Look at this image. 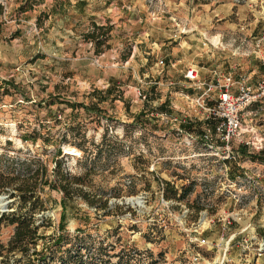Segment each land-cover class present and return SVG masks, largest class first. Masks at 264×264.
Listing matches in <instances>:
<instances>
[{"label":"rangeland","instance_id":"obj_1","mask_svg":"<svg viewBox=\"0 0 264 264\" xmlns=\"http://www.w3.org/2000/svg\"><path fill=\"white\" fill-rule=\"evenodd\" d=\"M94 24L113 25L99 53ZM190 68L257 90L264 0H0V153L52 169L61 147L63 169L83 178L69 196L39 191L37 251L0 264H264V150L252 144H264V96L242 112L233 159L194 157L205 148L188 140L224 132ZM35 130L54 137L21 139ZM165 181L192 190L168 199ZM5 195L0 213L17 205ZM14 229L2 226L5 243Z\"/></svg>","mask_w":264,"mask_h":264},{"label":"trees","instance_id":"obj_2","mask_svg":"<svg viewBox=\"0 0 264 264\" xmlns=\"http://www.w3.org/2000/svg\"><path fill=\"white\" fill-rule=\"evenodd\" d=\"M113 25H97L94 29L86 34V37L95 43L97 53L103 51L102 47L111 38ZM110 44H107L109 47ZM155 89V86H153ZM106 97H101L100 101H104ZM89 111H98L102 109L98 105H85ZM190 124H183V127H190ZM46 128V127H43ZM48 129V128H46ZM50 130L46 133L35 130L33 133L21 136L24 142L33 140L36 142L38 138H42L44 142L53 139ZM84 152L85 148L78 146ZM21 150H16L13 154L8 152L0 153V195L9 194V197L16 198L15 210L0 213V262L6 261L10 256L20 254L15 257L16 261H31V256L36 250L38 243V229L36 213L45 209V201L39 195V191L43 190L46 185L59 189L70 195L73 181H82V176H74L67 168L63 169L62 161L58 159L63 154L61 147L56 150L57 159L55 165L50 169L48 160H44L39 154H20ZM167 190L164 192L165 198L184 199L192 190V187L182 186L181 192L179 188L172 185L171 182H164ZM90 204H95L96 200L87 198ZM101 208L106 207V203L99 205ZM6 225H14V233L10 240L5 243L1 239V228ZM60 238L63 236L60 235ZM35 249V250H34Z\"/></svg>","mask_w":264,"mask_h":264},{"label":"built area","instance_id":"obj_3","mask_svg":"<svg viewBox=\"0 0 264 264\" xmlns=\"http://www.w3.org/2000/svg\"><path fill=\"white\" fill-rule=\"evenodd\" d=\"M159 63L163 64V60L161 59ZM185 77L194 81L197 87L201 89V94L196 99L198 106L208 114V119L214 118L221 121L218 128L222 127L224 132L223 138L220 140H214L206 132H204L201 141L188 140L189 144H200L205 148L204 152H196L194 157L206 156L219 162L233 159L234 155H231L230 152L234 153L235 141L232 137L242 129V112L253 101L264 96V80L259 84V88L255 90L245 79L234 82L230 76L224 83H221L219 78L217 83L207 82L200 78L199 72L195 68L188 69ZM235 84L237 86L236 91H233ZM218 89L220 91L217 95L215 93ZM143 97L146 98V95ZM241 143L251 145L248 141H241ZM252 144L257 150H264L262 141L253 142ZM256 175L260 176L259 174ZM197 259L195 257V260Z\"/></svg>","mask_w":264,"mask_h":264},{"label":"bare ground","instance_id":"obj_4","mask_svg":"<svg viewBox=\"0 0 264 264\" xmlns=\"http://www.w3.org/2000/svg\"><path fill=\"white\" fill-rule=\"evenodd\" d=\"M65 150H66V152H68V153H75V152L77 151V149L74 148V147H65ZM1 201H3V205L7 204L6 202H4V199H1V198H0V202H1Z\"/></svg>","mask_w":264,"mask_h":264},{"label":"water","instance_id":"obj_5","mask_svg":"<svg viewBox=\"0 0 264 264\" xmlns=\"http://www.w3.org/2000/svg\"><path fill=\"white\" fill-rule=\"evenodd\" d=\"M7 196H0L1 199H5ZM7 203V202H6ZM6 205V204H5Z\"/></svg>","mask_w":264,"mask_h":264}]
</instances>
